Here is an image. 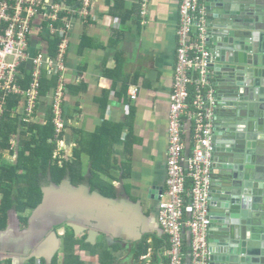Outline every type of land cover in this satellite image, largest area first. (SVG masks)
<instances>
[{
	"label": "crops",
	"instance_id": "obj_1",
	"mask_svg": "<svg viewBox=\"0 0 264 264\" xmlns=\"http://www.w3.org/2000/svg\"><path fill=\"white\" fill-rule=\"evenodd\" d=\"M140 1L93 0L88 21H77L72 26L64 71L67 91L60 145L56 129L54 134L57 143L54 156L61 150L66 162L73 159L79 141L84 139L92 141L88 151L116 161V172L112 170L110 176L98 174L102 182L116 189V195L109 197L115 198L116 203L106 204L87 195L88 201L98 207L95 218L86 225L83 215L78 218L71 212L75 221L68 216L67 203L71 204L75 196L78 198L84 184L89 185V194L98 190H93L89 181L81 185L69 178L59 185L48 182L44 187L51 189L53 184L55 190H61L62 203L53 197L51 189L52 196L38 210L12 211L6 232L0 235V264H26L31 259L42 264L47 255L52 262L58 257L57 264H138L136 254L144 240L150 248L149 254L143 256L147 259L144 264L169 263L168 242L162 240L165 235L157 220L158 207L145 204L142 193L147 186L166 188L170 94L177 62L180 0H152L145 15ZM135 87L139 92L133 101ZM45 101L47 104L40 106L32 123H44L51 107L47 97ZM223 107L216 112V120L224 119ZM102 128L111 131L90 140ZM17 143V137H13L11 148L0 153V168L17 161ZM83 163L82 174L88 176L91 173L88 154L83 156ZM119 199L124 202L121 207ZM132 203H139L142 213L150 218L137 225L129 222L125 229L114 219L118 217L115 208L131 213ZM100 215L106 222L98 228L95 222ZM21 219L27 220L25 227ZM54 234L58 238L52 240ZM160 240L164 242V250L155 252ZM108 254L110 262L105 257Z\"/></svg>",
	"mask_w": 264,
	"mask_h": 264
},
{
	"label": "built area",
	"instance_id": "obj_2",
	"mask_svg": "<svg viewBox=\"0 0 264 264\" xmlns=\"http://www.w3.org/2000/svg\"><path fill=\"white\" fill-rule=\"evenodd\" d=\"M68 1L0 0V127L15 96L23 99L16 114L21 116L22 123H32L40 112L43 80L53 76L57 78L54 90L46 97L51 103L59 145L65 127L64 71L71 30L77 21H88L93 6V0H75L71 5ZM151 1H140L142 15L148 13ZM208 21L206 0H180L177 62L170 94L166 188L157 217L168 239L169 264H210L211 259L210 198L219 101L211 68L214 52L208 45ZM41 34L58 41L54 56L45 50L36 54L31 48L30 41L42 40ZM23 65L30 69L26 89L21 85L26 78L19 80ZM138 92L135 87L133 101ZM60 152H56L54 159L63 166ZM145 259L141 257L140 264Z\"/></svg>",
	"mask_w": 264,
	"mask_h": 264
},
{
	"label": "water",
	"instance_id": "obj_3",
	"mask_svg": "<svg viewBox=\"0 0 264 264\" xmlns=\"http://www.w3.org/2000/svg\"><path fill=\"white\" fill-rule=\"evenodd\" d=\"M206 4L217 114L222 106L221 113H225L224 119H215L214 129L210 264H264V0H206ZM51 189L62 203L61 190H55L53 184ZM51 189L43 187L44 199L37 210L47 204ZM79 190L78 198L67 203L68 216L71 212L78 218L83 215L86 225L95 218L98 207L88 196L116 203L99 191L89 194L88 184ZM164 191L162 186H147L142 193L144 203L161 202ZM123 203L119 199V207ZM115 209L118 217L113 218L125 229L129 222L137 225L150 218L139 203H132L131 213ZM96 220L98 228L106 222L101 215ZM56 238L54 234L52 240ZM46 261L51 264V256Z\"/></svg>",
	"mask_w": 264,
	"mask_h": 264
},
{
	"label": "trees",
	"instance_id": "obj_4",
	"mask_svg": "<svg viewBox=\"0 0 264 264\" xmlns=\"http://www.w3.org/2000/svg\"><path fill=\"white\" fill-rule=\"evenodd\" d=\"M74 1L69 0L67 4L71 5ZM42 40L46 42L43 43ZM42 40H31V48L35 50L36 54L45 50L51 56H54L57 51L58 41L53 38L47 40L44 35H42ZM22 69L23 73L19 76V80L22 82L26 78L21 84L26 89L31 79L29 75L30 69L28 70L25 65H23ZM56 80L57 78L53 76L44 78L41 93L42 101L39 102V107H45V104H47L45 97L53 92ZM22 102L23 99L21 97L15 96L11 98L8 112L0 127V153L11 148L10 142L13 137H17L18 140L17 161L10 166L0 168V235L6 232L8 218L12 211L27 213L37 209L42 204L44 199L43 187L49 182V178L56 185H59L66 178H69L76 185L89 181L93 190H98L108 197L116 195V189L108 182H102L98 175L107 174L110 176L112 170L116 172L118 167L116 168L117 163L115 160L112 161L110 158L105 160L103 155L88 151V145L89 143L92 144V141L88 142V140L84 139L79 141V148L75 149L73 159L60 166L58 161L54 159L57 143L54 138L55 127L52 109L49 108L47 110L44 123L35 121V123L25 124L22 123L21 116L16 114ZM108 131H111V129L102 128L90 140L98 139L99 136L104 135ZM118 135L121 134L118 133ZM85 154L89 155L91 162V173L88 176L82 174L83 156ZM21 220L25 227L27 220ZM68 236L73 241V236L69 235V233ZM162 240L168 242L166 236ZM73 244L75 245L74 242ZM163 244L164 242L160 240V245L156 246L155 252L160 249L164 250L162 246L165 245ZM149 251L150 248L144 240L137 250L136 260L138 264L141 257L148 255ZM188 251L189 246L186 242V252L188 253ZM154 257L157 259V254H154ZM57 261L58 257L54 258L51 264H57ZM110 261L108 259V262ZM45 262L44 260L42 264H47ZM26 264H36V259H31Z\"/></svg>",
	"mask_w": 264,
	"mask_h": 264
},
{
	"label": "flooded vegetation",
	"instance_id": "obj_5",
	"mask_svg": "<svg viewBox=\"0 0 264 264\" xmlns=\"http://www.w3.org/2000/svg\"><path fill=\"white\" fill-rule=\"evenodd\" d=\"M160 204H161L160 202H155L153 207L154 209L156 208V206L158 207V213H159Z\"/></svg>",
	"mask_w": 264,
	"mask_h": 264
},
{
	"label": "rangeland",
	"instance_id": "obj_6",
	"mask_svg": "<svg viewBox=\"0 0 264 264\" xmlns=\"http://www.w3.org/2000/svg\"><path fill=\"white\" fill-rule=\"evenodd\" d=\"M105 257H107L108 259H110L111 260V256L108 254V255H106ZM108 259H107V261H108Z\"/></svg>",
	"mask_w": 264,
	"mask_h": 264
},
{
	"label": "clouds",
	"instance_id": "obj_7",
	"mask_svg": "<svg viewBox=\"0 0 264 264\" xmlns=\"http://www.w3.org/2000/svg\"><path fill=\"white\" fill-rule=\"evenodd\" d=\"M58 161V160H57ZM59 163V162H58ZM63 163H66V161L65 160H63ZM64 165V164H63ZM161 203V202H160Z\"/></svg>",
	"mask_w": 264,
	"mask_h": 264
}]
</instances>
